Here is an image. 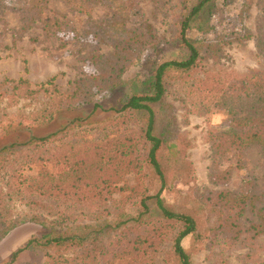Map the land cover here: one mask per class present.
<instances>
[{
  "label": "rangeland",
  "instance_id": "1",
  "mask_svg": "<svg viewBox=\"0 0 264 264\" xmlns=\"http://www.w3.org/2000/svg\"><path fill=\"white\" fill-rule=\"evenodd\" d=\"M137 1L142 18L136 26L141 22L151 24L157 44L127 53L128 65L120 76H116L121 84L99 91L90 74L106 72L111 64L106 59L113 52L106 35V24L111 15L106 4L92 2L88 12L79 13L65 0H0V116L12 114L20 117L26 114L34 117L54 107L50 99L53 94L49 91L33 96L28 90L55 78L54 85L47 87L50 91L56 87L67 93L81 82L83 93L75 104L63 105L55 114L56 120L39 131L40 135L56 130L59 124L73 125L75 119L81 117L83 127L73 129L62 143L65 149L75 145V151H78L87 146V139L101 141L106 131L116 129V114L95 109V104L101 103L104 108L119 106L134 93H150L157 67L187 55L179 33L180 15L186 9H182L176 0H163L159 2L161 5L154 0ZM195 1L190 0L188 5ZM262 2L264 0H217L211 14L214 31L207 34L196 27L187 31L192 40L212 39L215 31L228 35L229 39L211 48L193 76L185 77L187 81H171L167 94L171 108L159 110L158 131L165 132L170 116H174L169 130L173 129L176 136L173 141L177 144L170 148L164 143L157 152L166 181L161 196L175 210H195L200 218L198 230L182 241L190 253L192 264H264V234L254 238L246 232L235 237L234 231L227 229L225 234L222 230L215 234L210 227L214 219L210 213L216 215L214 209L211 207L209 213L210 206L202 203L221 191L246 193L254 189L261 195L260 202L264 205L263 153L257 145L247 148L243 166L238 167L234 149L221 152L216 148L215 144L220 141L216 136L230 126L226 111L229 105L221 93L217 99L209 95V92L220 91L254 72L264 74V56L257 48V35L262 26ZM93 54L101 57L95 58ZM21 78L28 80L29 86L15 88ZM106 81L102 78L104 84ZM229 104H234V101ZM29 121L30 129L24 131L27 137L38 132L35 129L38 124L32 119ZM143 124V118L129 121L137 136L143 132ZM126 126L120 129L124 131ZM5 140L10 144L9 139ZM140 140L142 144L138 154L144 165L142 173H129L126 176L127 187L115 192L110 199L98 204L87 200L75 209L56 204L51 199L12 193L11 174L26 154L38 153L36 149L18 151L6 161H0V188L10 196L1 206V219L20 220L0 240V264H45L47 253L61 256L55 249L37 242L27 246L32 238H41L48 232L43 225L31 221L30 216L37 214L54 219L60 211L76 219L75 223H65L66 226L70 224L68 229L76 227L83 233L87 225L90 226L88 230H99L98 244L102 247L97 250V258H94V253L90 256L89 250L84 252V248H64L63 264H107L109 259H113L114 254L141 230L131 226L122 230V227L115 228V223L136 216L143 198L156 195L161 188V181L146 161L149 146ZM60 169L61 166L58 167ZM226 170L230 172L227 179L218 177ZM148 204L152 212L147 215L150 223L145 226L147 231L143 232L158 227L162 240L155 252V261L176 264L171 249L179 225L163 223L154 209L153 198ZM256 219L250 210L241 217L245 228ZM16 251L19 253L14 256Z\"/></svg>",
  "mask_w": 264,
  "mask_h": 264
},
{
  "label": "trees",
  "instance_id": "2",
  "mask_svg": "<svg viewBox=\"0 0 264 264\" xmlns=\"http://www.w3.org/2000/svg\"><path fill=\"white\" fill-rule=\"evenodd\" d=\"M65 1L79 13L88 12L89 3L92 2L106 4L111 9V15L106 24V35L113 46L112 55L106 59V62L111 63L110 68L102 74H90L99 91L121 84L116 76H120L128 65L127 53L138 48L142 50L144 47H154L157 44V36L151 24L141 22L136 26L142 18L137 0ZM162 1L154 0L158 5H161L159 2ZM166 1L170 2V0L164 2ZM176 1L182 5V9H186L180 15L179 33L181 44L187 55L181 59L166 61L157 67L151 81L152 91L150 93H134L119 106L104 108L101 103H96L95 109L116 114L114 117L116 129L106 131L101 141L87 139L85 144L87 146L83 149L75 151V145L65 149V144H62L64 140L70 136L73 129L83 127L81 117L76 118L73 125L72 123L59 124L56 130L40 135L39 131L56 120L55 114L59 113L63 105L66 107V105L76 103L83 93L81 82L67 93L60 92L56 87L54 91L47 88L49 85H54L55 78L41 83L38 88H29L28 93L33 96L48 91L53 94L50 99L54 107L43 110L39 116L30 117L26 114L20 117L12 114L0 116V161H6L18 151L36 149L38 152L34 153L36 151L33 150V153L26 154L19 167H16L14 173L11 174L14 186L12 193L51 199L56 204L65 205L71 209H75L79 203L87 200L97 201L96 204H98L110 199L115 192L124 190L127 187L126 176L131 172L139 175L143 171L144 165L138 154L142 144L140 138L148 144L146 161L161 181V188L156 195L143 198L141 210L136 216L126 217L123 222L115 223V228L122 227V230H125L127 226L141 228V230L114 254V258L109 259L107 264H161L155 261V252L162 243L159 228L154 227L148 232H143V230L147 231L145 226L150 223L147 215L152 212V208L148 201L152 198L155 204L154 209L163 223L179 225L171 249L176 264H192L190 253L183 247L182 241L198 230L200 218L195 210L182 212L175 210L161 196L166 181L157 159V152L164 143L170 148L176 147L177 144L173 141L176 137L173 129L169 130L172 128L174 116H170L165 132L158 131L159 110L171 108L167 101V94L172 86L171 81H187L185 77L193 76L206 53L222 41L227 42L226 39H229V36L215 31L212 39L192 40L187 36L190 28L196 27L207 34L214 31L211 14L217 0H196L192 5H188L190 0ZM260 9L262 26L257 35V48L264 56V2ZM143 26L145 29H141ZM92 56L95 57V54ZM100 57L101 55H98L95 58ZM102 78L107 80L106 84L102 82ZM28 84V80L21 78L14 87L29 86ZM220 93L223 98L225 97V103L229 105L226 111L230 117V126L227 131L216 136L220 141L215 146L221 149V152L234 149L238 157V167H242L244 151L251 146H259L264 156V74L261 71L254 72L233 82L229 87L209 92V95L217 99ZM233 101L234 104H229ZM136 118L144 120L143 132L140 136L134 134L132 126H129V121ZM29 119L38 124L35 128L38 132L27 137L24 131L30 129ZM123 125H127L124 131L120 129ZM5 139H9L10 144L6 143ZM58 143H60L59 146ZM60 166L62 169L58 170ZM229 173L226 170L218 177L223 180L227 179ZM7 197H10L9 192L0 188V240L20 222L17 219L8 220L9 222L1 219V206ZM260 201L261 195L253 189L246 193L221 191L203 200L202 203L210 206L209 213L211 207L214 209L216 215L210 213L214 218L210 227L215 234H218L220 230L222 234H225L227 229L233 230L235 237L248 232L252 237L258 238L264 234V205ZM247 210L253 212L257 219L251 220L249 226L245 228L241 217ZM29 219L46 227L48 232L41 238L37 236L32 238L27 246L37 242L41 246H47L61 253V256L53 255L51 252L47 253L45 264H63L62 249L64 248L82 250L84 248V252L89 250L90 256L94 253V258L98 254L97 250L102 249L98 244L99 230L94 228L88 230L90 226L87 225L83 233L76 227L68 229L70 221L75 223L76 219L63 211L58 212L54 219L37 214H32ZM69 222L70 224L66 226L65 223ZM90 245L93 246L90 247ZM19 251H16L14 256H17Z\"/></svg>",
  "mask_w": 264,
  "mask_h": 264
}]
</instances>
